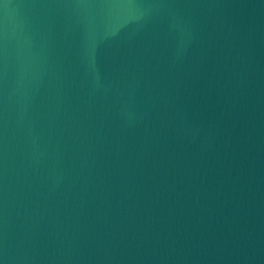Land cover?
I'll return each mask as SVG.
<instances>
[{"label":"water","instance_id":"obj_1","mask_svg":"<svg viewBox=\"0 0 264 264\" xmlns=\"http://www.w3.org/2000/svg\"><path fill=\"white\" fill-rule=\"evenodd\" d=\"M0 264H264V0H0Z\"/></svg>","mask_w":264,"mask_h":264}]
</instances>
